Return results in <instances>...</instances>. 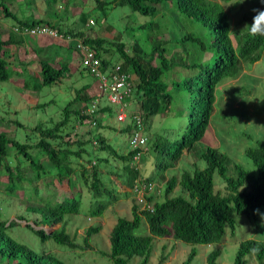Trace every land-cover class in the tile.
I'll return each instance as SVG.
<instances>
[{"label":"trees","instance_id":"16d2710c","mask_svg":"<svg viewBox=\"0 0 264 264\" xmlns=\"http://www.w3.org/2000/svg\"><path fill=\"white\" fill-rule=\"evenodd\" d=\"M93 1L94 10L98 12L97 18L94 17L96 21L105 20L110 6L111 8L125 7L130 13L149 19L138 27L127 29L133 36L130 53L123 41H120L122 37L118 33L112 40L93 35L85 37L80 32H73V34L70 31L63 32L57 25L42 19L27 22L8 13L2 4L0 7L6 16L14 20L16 27L46 26L54 30L61 38H80V45L91 51L98 59L100 70L128 74L129 92L125 99L131 101L133 98L135 109L129 112L130 114L134 111L138 112L143 126L155 115H170L174 108L173 100L176 97L172 96L170 91H179L182 93L179 96H184V99L179 100L182 103L181 106L185 108V111L181 109L179 112L185 119L184 127L177 131L173 139L161 149L158 133H152L153 140L149 143L150 145L147 144L146 138L144 150L148 148L159 154V160L155 162V169L158 171L142 179L139 177L138 169L131 165L134 151L128 150L124 155L116 154L98 133L87 136L85 139L79 137L74 142L64 141V137H68L67 129H73L69 125L70 117H74L79 123L82 120L87 123L94 121L95 128H100L101 118H95V116L101 109L95 108L91 114H86V110L94 101L92 96L86 94L89 85L74 91L73 98L61 110L59 114L61 118L58 121L52 122L50 126L37 123L29 130L32 139L36 140L35 143L28 144V142L10 139L5 133L0 132V176L5 175V181H0L2 193L13 197L21 191L23 199L28 203L25 209L37 214L36 220L33 221L35 226L59 225L49 232L25 225V230H28L36 241L35 247H32L11 236L10 230L17 226L15 220L7 222L0 218V264H66L57 258L46 244H53L61 250L71 251L80 248L65 231V220L78 215L82 201L79 191L72 192L73 175L79 176L87 188L89 196L87 212L90 217H100L116 199L113 193L104 187L96 166L98 163H106L108 161L106 158L94 156L95 162L89 167L79 163L82 156L87 154L85 147L90 143L96 144L97 150L107 152L120 160L123 163L122 169L126 173L124 184L129 189L135 185L137 177L142 183H152L156 177L162 179V172L172 168L184 152L196 150L208 128L216 88L224 80L235 78L243 65L247 67L259 61L264 52V36L252 37L246 31L241 32L245 24H250L252 21L254 15L252 9H264V4L260 3V0H250L251 7L241 15L242 26L236 31L235 46L230 39L229 18L223 9V4L232 0ZM162 4H169L171 12L187 20L191 25H197L203 29V33L200 34L185 33L177 40L178 42H175L180 44L179 53L183 56L180 54L177 57L167 58L168 48L164 45L168 40L165 42L161 39L162 36L158 37V35L153 38L151 34L152 27L157 28L151 19L158 14V7ZM80 17L81 24H84L86 16L83 13ZM134 33H137L141 39L135 37ZM21 43V38L13 34L6 40L0 39V82H6L12 75L17 74L5 60L6 48L10 45H21ZM186 44L195 47L198 58L184 47ZM112 53L117 55L120 63L110 61L109 57ZM204 53H207L209 57L201 60ZM79 65L81 73L96 80L81 66V60ZM38 67L39 81L27 77L21 85L23 90L38 91L42 87L60 85L69 77L68 64L61 59L56 64L40 60ZM114 68H117V71ZM174 68L180 72L187 71L189 74H182L181 79L171 80L170 89H168L166 78ZM177 74L175 73V76ZM78 102L84 105L83 113L70 109L72 104ZM38 108L42 109L43 104ZM105 111L110 115L109 107H105ZM14 125L24 129L16 121ZM132 127L133 123L127 122L119 132L128 136ZM142 131L144 133V127ZM10 153L16 157L12 166L6 160ZM198 153L199 158L204 162V167L200 170L182 171L177 179L173 176L166 179L161 201L155 200L151 194L146 197V201L151 205L150 211H137V206L134 204L130 209V220L120 217L115 220L108 237L107 259L110 264H128L131 258H138L137 264H147L154 238H171L187 245L219 244L225 236L226 228L232 233L235 215H254V210L264 207V132L253 146L246 147L243 151L254 173L248 172L238 164H233L232 176L228 177L226 172L229 168V159L224 153L209 146L201 147ZM38 155L46 159L51 168H46L42 159L37 158ZM86 160L90 164L91 159ZM158 172H161L159 176H157ZM214 174L223 184L224 195L214 191ZM45 178L54 179L58 184L62 182L66 184L68 190L60 197V201L55 200L53 194L41 193L40 189L45 186ZM50 183L53 184L52 181ZM176 185L187 193V199L181 196H170ZM21 218L18 217V220ZM141 220L144 221L146 233L142 229L141 234H136ZM97 232L98 227H88L85 230V236L82 238L84 247L87 246V237ZM253 249L258 251L254 252ZM194 254L195 252L190 250L181 264H190ZM218 256V249L210 251L205 257V263L216 264ZM246 256H253L258 264H263V243L254 239L240 241L232 264H245Z\"/></svg>","mask_w":264,"mask_h":264},{"label":"rangeland","instance_id":"374dc122","mask_svg":"<svg viewBox=\"0 0 264 264\" xmlns=\"http://www.w3.org/2000/svg\"><path fill=\"white\" fill-rule=\"evenodd\" d=\"M218 1V0H213ZM0 4L5 6L8 13L16 18L30 22V20L42 19L51 24L57 25L63 32L70 31L80 32L85 37L95 36L99 38H112L118 34L122 37L120 41L126 46L127 51L131 52L133 44V36L127 29H133L146 23L149 19L127 11L125 7H112L107 9V15L104 21L95 20L98 12L94 10L93 0H0ZM250 0H244L243 3H236L232 0L223 4V9L226 12L231 26L230 39L235 46L236 31L242 26L240 22L241 15L251 7ZM86 16V21L81 24V14ZM152 22L157 28L152 27L151 34L153 38L158 35L162 36V40L168 42L164 45L168 48L166 56L177 57L181 46L177 40L181 35L191 33H203L197 25H191L187 20L179 17L171 12L169 4H162L158 7V14L153 17ZM99 21V22H98ZM15 22L9 16H6L0 7V39L6 40L10 35H16L12 32L15 28ZM156 33V34H155ZM17 36V35H16ZM135 37H139L134 33ZM22 40L21 45H10L7 50L5 60L9 63L10 68L17 74L12 75L11 79L6 82H0V132H3L10 139H17L20 142H28L33 144V140L29 130L37 123L43 126H50L52 122L58 121L59 115L66 103L73 98L74 91L85 85H89V90L86 92L88 96L93 97L95 108H100L96 112L95 118H101L100 128L90 126V123L81 121L80 123L70 117L69 125L72 130H68V137H64V141H75L77 138H87L94 133H98L105 140L106 144L115 150L116 154L124 155L127 153L126 137L119 130L125 123H117L115 119L116 106H108L103 92L98 86L97 80L92 79L88 75L81 73L80 58L81 55L77 51L79 49L80 38H57L52 37H28L17 36ZM141 39V37H139ZM189 52L198 58L195 47L186 44ZM183 56V54H181ZM107 56V55H106ZM104 56V57H106ZM207 53L202 54L201 60L208 58ZM112 63H120L117 55L110 54ZM61 59L68 64L69 77L62 81L60 85L42 87L38 91L23 90L22 82L30 77L39 81L38 61L46 60L52 64ZM155 64V62H154ZM173 72V73H172ZM168 73L166 83L181 79L182 74L188 75L187 71H179L174 68ZM175 73H178L175 76ZM172 96H176L173 100L174 108L170 115H155L150 118L144 125V136L149 143L152 142V133H158L160 149L170 142L175 133L184 127L185 119L180 115L181 106L179 100L184 99L182 93L170 91ZM43 104V108L38 106ZM83 103L78 102L71 105L70 109L83 113ZM105 107L110 108V115L105 111ZM135 109L133 98L125 101V114L128 110ZM137 109V106H136ZM104 110V111H102ZM18 122L24 129H20L14 125ZM264 132V52L261 58L256 63L250 66H242L239 74L229 80H224L215 90V102L209 124L206 132L200 140L196 150L183 153L180 159L172 168L164 172H158L163 176L154 178L152 184L154 188L151 196L157 201L162 200V190L164 182L169 177L173 176L176 179L182 171H191L193 169L200 170L204 167V162L199 158L201 147H214L224 153L229 159V168L226 175L232 176V165L238 164L250 173H254L252 166L243 151L246 147L253 146ZM26 134V136H24ZM32 141V142H31ZM147 145V147H148ZM74 147V146H73ZM87 154L77 161L85 167L94 164V156L106 158V163L96 164L99 176L104 187L111 191L116 197L115 201L107 207L100 217H90L87 212L89 207L86 186L81 182V178L76 174L73 175L72 192H80L82 201L78 215L69 217L65 220V231L72 241L80 246L73 250L57 249L53 244H46L59 258L66 264H110L107 259L109 253L108 237L109 232L115 220L131 218V206L135 204L129 188L124 184L126 173L122 167L123 163L115 157L110 156L107 152L96 149V144L90 143L85 147ZM199 149V151H198ZM145 152L139 157L138 161L132 162L131 165L138 169L139 177L147 178L158 170L155 169V162L159 160V154L150 151L146 148ZM38 159H42L43 165L46 168H51L50 163L38 155ZM90 158V164L87 162ZM9 165H13L16 161L15 155L9 154L6 159ZM75 162V161H73ZM32 178V176H29ZM137 177V179H140ZM0 181H5V175L0 176ZM53 182L51 184L50 182ZM37 182V181H36ZM45 186L40 191L44 194H53L54 199L60 201L63 193L67 192L68 188L64 182L58 184L54 179L45 178ZM214 191L220 195L225 194L223 184L216 176L213 175ZM171 197L181 196L184 199L188 198L186 192H183L176 185L170 194ZM28 203L23 199L21 191H18L15 196L8 197L2 193L0 186V218L4 221H13L17 226L10 230L11 236L17 240L35 247V239L31 236L28 230H25V225L31 226L33 229H43L46 232L56 229L59 225L54 226H35L33 221L36 220L37 214L25 209ZM136 205V204H135ZM137 206V205H136ZM137 211L140 208L137 206ZM259 213L264 214V207H260ZM18 217H22L18 220ZM88 227H98V232L87 237V246L84 247L82 238ZM144 229V221L141 220L136 234H141ZM244 239H254L261 241L264 245V227H261V217L259 214H243L234 216V225L232 233L226 228L225 236L219 244L209 245H187L180 241H175L171 238H154L152 240V249L148 258L147 264H181L190 250L195 252L190 264H206V255L215 249L219 250V256L216 259V264H232L234 253L240 241ZM245 264H258L253 256L245 257ZM138 258H131L128 264H137ZM264 264V259L263 262Z\"/></svg>","mask_w":264,"mask_h":264},{"label":"built area","instance_id":"2783aa9c","mask_svg":"<svg viewBox=\"0 0 264 264\" xmlns=\"http://www.w3.org/2000/svg\"><path fill=\"white\" fill-rule=\"evenodd\" d=\"M12 32L17 36L28 37H60L56 32L46 26H31V27H15ZM61 38V37H60ZM77 50L81 54V66H83L88 73L95 77L100 87L107 105L116 106L115 119L117 123H133L130 134L126 137V146L129 151H134L132 161L136 162L139 156L144 151V142L146 140L143 134V125L139 113L134 111L130 114L129 110L125 114V97L129 92V76L125 73H116L109 70H100L98 59L95 58L91 51L86 50L80 44ZM117 71V68H114ZM95 109V103L86 110V114H91ZM90 126H94V121H90ZM154 185L152 183H142L139 179L136 180L135 185L129 189L135 204L140 210H151V205L146 201V197L152 193Z\"/></svg>","mask_w":264,"mask_h":264},{"label":"clouds","instance_id":"9594fccd","mask_svg":"<svg viewBox=\"0 0 264 264\" xmlns=\"http://www.w3.org/2000/svg\"><path fill=\"white\" fill-rule=\"evenodd\" d=\"M244 0H236V3H243ZM264 4V0H260ZM254 15L250 24H245L241 32H247L249 36H264V9H252ZM254 214H259L261 217V227H264V214L259 213V209L254 210ZM254 252L258 249H253Z\"/></svg>","mask_w":264,"mask_h":264}]
</instances>
